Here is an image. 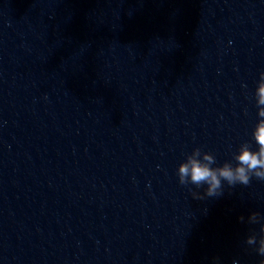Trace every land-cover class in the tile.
Here are the masks:
<instances>
[{"label": "water", "instance_id": "water-1", "mask_svg": "<svg viewBox=\"0 0 264 264\" xmlns=\"http://www.w3.org/2000/svg\"><path fill=\"white\" fill-rule=\"evenodd\" d=\"M261 72L264 0H0V264H260L264 180L177 169L257 150Z\"/></svg>", "mask_w": 264, "mask_h": 264}, {"label": "clouds", "instance_id": "clouds-1", "mask_svg": "<svg viewBox=\"0 0 264 264\" xmlns=\"http://www.w3.org/2000/svg\"><path fill=\"white\" fill-rule=\"evenodd\" d=\"M255 99L257 105V115L259 117L253 130L252 137L257 150H252L249 143L240 145L237 153L233 155L236 161L235 166L231 162H224L222 166L213 167L216 163L215 158L210 153L201 152L200 148H195L186 160L179 164L177 175L181 185L192 184L197 188L204 185V196L218 197L223 194V183L228 186H236L237 184L247 186L250 180L255 176L259 180H264V72L260 73V79L255 89ZM202 157V158H201ZM196 199H203L198 192H192ZM240 221H244V217H239ZM260 215L252 212L248 217V222L259 223ZM260 238L257 240L255 234L247 237L246 243L250 246H256L255 251L261 257H264V223L260 224ZM233 264H237L233 261ZM264 264V259L260 261Z\"/></svg>", "mask_w": 264, "mask_h": 264}]
</instances>
